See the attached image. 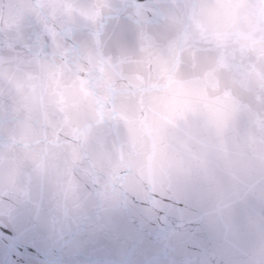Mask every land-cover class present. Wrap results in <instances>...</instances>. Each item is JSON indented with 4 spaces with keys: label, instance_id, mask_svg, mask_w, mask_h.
<instances>
[{
    "label": "water",
    "instance_id": "obj_1",
    "mask_svg": "<svg viewBox=\"0 0 264 264\" xmlns=\"http://www.w3.org/2000/svg\"><path fill=\"white\" fill-rule=\"evenodd\" d=\"M149 0H0V264H103Z\"/></svg>",
    "mask_w": 264,
    "mask_h": 264
},
{
    "label": "snow or ice",
    "instance_id": "obj_2",
    "mask_svg": "<svg viewBox=\"0 0 264 264\" xmlns=\"http://www.w3.org/2000/svg\"><path fill=\"white\" fill-rule=\"evenodd\" d=\"M243 264H249L248 261H244ZM258 264H264V251L261 252L259 260H258Z\"/></svg>",
    "mask_w": 264,
    "mask_h": 264
}]
</instances>
